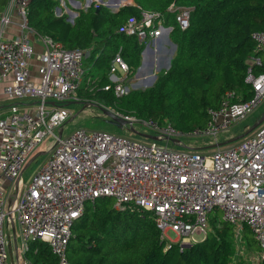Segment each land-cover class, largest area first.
<instances>
[{"label":"built area","instance_id":"1","mask_svg":"<svg viewBox=\"0 0 264 264\" xmlns=\"http://www.w3.org/2000/svg\"><path fill=\"white\" fill-rule=\"evenodd\" d=\"M29 1L10 0L0 16V84L6 83L2 94L12 102L3 104L0 94V264H9L8 247L15 256L13 264H31L26 254L32 242L47 243L57 264H70L67 249L73 226L88 204L105 197L115 200L117 210L150 214L161 238L168 243L173 232V243L181 249L197 242V235L206 237L217 214L234 226L238 244L247 226L264 249V122L243 139L211 150L173 142L184 133L171 124L116 111L129 122L127 128H149L156 139L140 141L85 128L64 135L73 116L69 105L81 99L86 52L40 37L44 50L36 54L40 66L34 78ZM168 11L175 14L181 30L189 27L191 8L173 4ZM14 13L20 21L19 35L5 39ZM163 21L159 14L143 11L140 18L129 17L121 31L145 43L173 29ZM253 39L257 52L264 55V32L253 34ZM251 60L261 62L256 56ZM248 80L254 92L251 100L234 102L233 94L226 93L220 107L209 110L207 124L187 135L218 139L252 116L264 105V73L250 72ZM113 88L118 96L129 93L121 82ZM49 135L54 141L46 159L24 180L25 166ZM12 220L19 225L21 247L17 237L12 244L7 239L6 231L13 234Z\"/></svg>","mask_w":264,"mask_h":264},{"label":"trees","instance_id":"2","mask_svg":"<svg viewBox=\"0 0 264 264\" xmlns=\"http://www.w3.org/2000/svg\"><path fill=\"white\" fill-rule=\"evenodd\" d=\"M8 2L0 0V10ZM171 4L192 9L186 30L176 25L174 13L168 11ZM59 6V0H30L29 26L40 37L88 53L86 60L95 71L89 77L97 81L91 91L80 94V104L96 102L124 115L171 124L188 134L207 124L209 110L218 109L226 93L233 94L234 102L249 101L254 95L248 60L261 55L253 34L264 32V0H133V5L118 12L103 5L97 12L92 3L78 9L73 22L65 12L56 14ZM143 11L159 14L167 27H174L170 38L177 45L176 53L170 68L160 72L152 87L118 96L116 83L110 80L112 63L119 55L127 78H132L146 47L121 29L129 17L140 18ZM261 73L264 60L252 66L253 75ZM109 85L112 88L106 90ZM109 199L89 204L73 226L67 249L70 264H251L238 254L234 226L217 215L211 218L203 240L181 249L176 243L168 246L150 214L117 210L108 205ZM239 238L242 251H264L247 226ZM26 256L32 264H57L47 243L32 242Z\"/></svg>","mask_w":264,"mask_h":264},{"label":"rangeland","instance_id":"3","mask_svg":"<svg viewBox=\"0 0 264 264\" xmlns=\"http://www.w3.org/2000/svg\"><path fill=\"white\" fill-rule=\"evenodd\" d=\"M92 1L96 5L101 4L100 0H92ZM110 1H112V0H103L104 4H107ZM59 2H60V6L58 8L60 10H62V12L67 13L68 17L71 16V12L76 13V11H77L76 7H75L76 5L72 4L70 2V0H59ZM104 4H101V5H104ZM121 4H126V3L123 0H121ZM85 5H87V0H85L84 3H81V8L85 9L84 8ZM172 5L173 4H171V6ZM57 9H56V14H57ZM109 9L112 11L111 8H109ZM70 22H73V21L71 20ZM166 32L167 31H165L164 33H166ZM162 36H163V34L161 35V37ZM156 40L157 39H149L148 40V41H151V42H149V44H150V48L152 50H155V46H153L152 41H156ZM164 47L169 50L171 45L170 44H165ZM86 56H88L87 53H86ZM118 56L119 55H117V57L115 58L114 62L112 63V72L110 74V80L113 83L122 82L123 85L126 86L128 80H130V78H127V73L125 71L124 65L121 62L120 58H118ZM164 64H165V60L161 61L160 65H162V66H161L160 69H157L156 66H155L153 71H150L152 73H148L149 71L146 72V68H145V70L143 71V74L141 75V77H139V78H137L136 76L132 77V78H134V80L130 82V85H128L129 92L131 90H134V89H147L149 87H152L154 84L153 85L149 84L150 80L152 79V76L158 77L160 72L167 70L165 68ZM84 69H85L86 75L84 76L85 81L83 80V82L81 83L80 89H79V93L80 94H85L86 93V88H87L86 80L88 79L90 74L93 75L95 73L94 69L90 66V62L88 60H86V59H85ZM123 76L124 77L126 76V78H124ZM115 80H116V82H114ZM32 101L36 102L37 100H32ZM10 103H12V102H7V104H10ZM83 104L84 103H82V104L79 103V105L73 104V105L70 106L71 111H73V113H74L73 116L74 115H77V116L74 118V120L72 122L66 124L65 130H64V135H67V134L75 131L76 129L85 128V129H88V130L108 131L110 133L127 136V137H130V138L138 139L140 141L145 140L141 136L129 132L127 129H121V128L117 127V126L109 124L106 121V116H104V114L99 109H97L95 107H91V106H88L85 109H83ZM263 113H264V105L261 106L246 121L235 125L229 132L220 134L218 136V139H214L213 137H210V136L194 137V136H190V135L184 134V136H181L178 140L180 142L184 143L186 146L192 145V146H196V147H199V148L206 147V146L212 145L214 143L216 144V143H219V142H224V141L229 140L230 138H233V137H236V136H239V135L245 133L262 116ZM137 128L139 129V131L141 133H146V134L147 133L148 134L152 133V130L149 129V128H144V127H141L140 125H137ZM53 141H54V137L53 136L49 135V136L45 137L44 141L38 147L36 153H38V152H46L48 147L51 145V143ZM170 146L174 147V148H179L180 147V146L176 145L173 142H170ZM46 157H47V155L40 156L37 160H35L26 169V171L24 173V180H28L30 178L32 173L46 159ZM107 203L110 206H115L116 202H115V200L113 198H111V199L108 200ZM217 216L220 217V215H218V214H217ZM6 233L8 235L7 239H8V241L10 240L11 244H12V242L14 243L15 237H17V243L21 247L22 244H21V239H20V228H19L18 224H16L15 235H13L12 232H10V231H6ZM11 235H12V237H11ZM204 238H205L204 235L195 236L196 241H201ZM174 240H176V235L173 232H169L168 239L166 241L168 243L169 242L173 243ZM238 248L240 250L238 252V254L241 255L242 258L245 257L246 259H248V261L251 264H257V263L261 262V260H262V253L261 252H249V253H246L245 249H244V251L241 250V245L240 244H238ZM8 252L10 254V260H9V264H10V261L12 260V256H13L12 248L8 247Z\"/></svg>","mask_w":264,"mask_h":264},{"label":"crops","instance_id":"4","mask_svg":"<svg viewBox=\"0 0 264 264\" xmlns=\"http://www.w3.org/2000/svg\"><path fill=\"white\" fill-rule=\"evenodd\" d=\"M75 1H77V0H75ZM9 2H10V0H9ZM9 2H8V4H9ZM71 2V1H70ZM78 2H80V1H78ZM72 3V2H71ZM81 3V2H80ZM73 4V3H72ZM128 5H133V0H130V3H128ZM8 6V5H7ZM6 6V7H7ZM74 6V5H73ZM76 7V6H75ZM6 9V8H5ZM5 9H3V10H0V16L3 14V12H4V10ZM78 9H81V7L80 8H77L76 7V10H78ZM77 13V12H76ZM174 15V17H175V14H173ZM77 16H78V13H77ZM77 16H75V17H77ZM75 17L73 18V19H71L72 17L70 16L69 17V21H74V19H75ZM176 21V20H175ZM20 23V21H19V18L16 16V14L14 13L13 14V17H12V24L6 29V31H5V35H4V38L5 39H12V38H14V37H16V36H18L19 35V29H18V24ZM163 23L165 24V18H164V21H163ZM176 23V25H178L177 24V22H175ZM166 26V25H165ZM172 30L168 33V31L166 32V33H163V36L161 37V38H159V39H157L156 41H152V44H153V46H155V50H152L151 48H150V44H149V42H151V41H148L147 43L145 42L144 44H146L147 46H149V48L154 52L153 53V55H151V52H149V51H147L146 53H145V55H142V61H141V66L139 67V69L142 67V63L145 61V63H144V65H143V67L141 68V74L139 75V76H136L137 78H139V77H141V75L143 74V71L145 70V68H146V72H148V73H152V72H150V71H153V69H154V67L156 66V68L157 69H160L161 68V66L162 65H160V63H161V61H164L165 60V64L164 65H166V63H167V61L169 60V58H170V65H169V68H170V66H171V60H172V58L174 57V55H175V53H176V49H177V45L171 40V38H170V34H171V32L174 30V27L172 26ZM180 28V27H179ZM50 38V37H49ZM168 39L171 41V42H169L168 41ZM140 42V41H139ZM30 43H31V45H32V47H33V49H34V53H35V56L33 57V59L31 60V73H32V76L34 77V78H37L38 76H39V73H38V70H39V66H40V62L35 58L36 57V54H38V53H41V52H43V50H44V48H43V44H42V41H41V38H40V36H38V35H36V33L33 31V33L30 35ZM140 43H142V42H140ZM165 44H170L171 45V47H170V49L168 50L167 48H165L164 47V45ZM174 45H176V47L175 48H173V46ZM88 54V53H87ZM256 57H260V60H261V62H262V60H264V55L263 54H261L260 56H256ZM86 58H87V56H86ZM85 58V59H86ZM252 58V57H251ZM251 58L248 60V63H249V65L251 66L250 68H249V74H250V72L252 73V66L253 65H255V64H261V62H259V63H255V64H252V60H251ZM166 68V67H165ZM169 68H166L167 70L169 69ZM138 69V70H139ZM150 69V70H149ZM166 70V71H167ZM137 73H138V71H137ZM136 73V74H137ZM145 73V72H144ZM124 77V76H123ZM124 78H126V76L124 77ZM84 81H85V78L83 79ZM134 80V78H130V80H128V82H127V86L128 85H130V82L131 81H133ZM156 80H157V77H156ZM155 80V81H156ZM97 81V77H88V79L86 80V84H87V88H86V90L88 91H91L92 90V88H91V86L95 83ZM83 82V81H82ZM155 83V82H154ZM6 83L5 82H2L1 84H0V94H1V99H2V101L4 102L3 104H7V102H8V99L6 98V96L4 95V94H2V88H3V86L5 85ZM121 84H123L122 82H121ZM80 98H81V95H80ZM81 100V99H80ZM75 105H79V103L77 102V103H74ZM70 105H73V104H70ZM69 108H70V106H69ZM108 108V107H107ZM111 110H113L114 112H115V110L114 109H112V108H110ZM73 112V111H72ZM74 114V113H73ZM75 116V115H74ZM209 120V119H208ZM58 134H59V132H58ZM215 144V143H214ZM214 144H212V145H214ZM212 145H209V146H206V147H202V149H206V150H211L210 149V147L212 146ZM89 205V204H88ZM87 205V206H88ZM87 211V210H86ZM14 230L16 231V227H14ZM14 235H15V233H14ZM18 245V244H17ZM12 252H13V250H12ZM27 259H28V257H27ZM29 260V259H28ZM14 261H15V256H14V253H13V256H12V260L10 261V264H13L14 263ZM30 261V260H29ZM31 262V261H30ZM57 262H58V260H57ZM31 264H32V262H31Z\"/></svg>","mask_w":264,"mask_h":264},{"label":"water","instance_id":"5","mask_svg":"<svg viewBox=\"0 0 264 264\" xmlns=\"http://www.w3.org/2000/svg\"><path fill=\"white\" fill-rule=\"evenodd\" d=\"M74 5H76L77 8H80L81 7V3L78 2V1H75V0H70ZM93 3L92 0H87V5H85V9L89 8L91 6V4ZM100 3L101 4H104L103 0H100ZM101 4H98L96 5L97 6V12L99 11L100 9V5ZM128 4H121V0H112L110 1L109 3L107 4H104L103 6H106L108 8H111L113 12H118L119 9L123 6H126ZM61 10L58 8L57 9V14H60ZM75 16H77V13H74V12H71V19H73ZM169 33V32H168ZM169 42H171L169 39H168ZM176 45L173 46V48H175ZM149 51L151 52V55H153V51L149 48V46H146L145 49L143 50L142 52V55H145V53ZM145 61L142 63V67L144 65ZM169 65H170V58L169 60L167 61L165 67L166 68H169ZM141 67V68H142ZM141 68L138 70V73L136 74V76H139L141 74ZM156 80V77L155 76H152V79L150 80L149 84L150 85H153L154 82ZM88 106H91V107H95L97 109H99L103 114L104 116H106V121L111 124V125H114V126H117L121 129H127L129 132L131 133H134V134H137L139 136H141L142 138L144 139H151V140H155L156 137L152 136L151 134H146V133H141L139 130L135 129L134 127H128L129 122L126 121L125 119L119 117L113 110H111L110 108H107L99 103H96V102H88V103H84L83 104V109H85L86 107ZM82 109V110H83ZM77 115L75 116H72L69 120L68 123L72 122L74 120V118L76 117ZM264 122V113L262 114V116L243 134L239 135V136H236V137H233V138H230L229 140L227 141H224V142H219V143H216L214 145H212L210 147V149H215V148H218V147H222V146H226V145H229V144H232V143H235L241 139H243L244 137L250 135L252 132H254L262 123ZM63 131L62 130H59V137L62 135ZM173 142H176L178 143L179 140H172ZM46 152H38L36 153L31 159L30 161L27 163V165L25 166V170L35 161L37 160L40 156L44 155ZM12 229H13V234L15 233V230H14V221L12 220ZM15 242H16V237H15Z\"/></svg>","mask_w":264,"mask_h":264},{"label":"clouds","instance_id":"6","mask_svg":"<svg viewBox=\"0 0 264 264\" xmlns=\"http://www.w3.org/2000/svg\"><path fill=\"white\" fill-rule=\"evenodd\" d=\"M168 32H170V31H168Z\"/></svg>","mask_w":264,"mask_h":264}]
</instances>
